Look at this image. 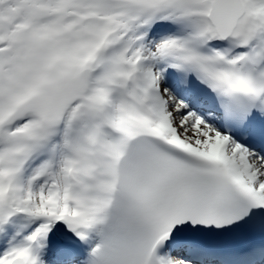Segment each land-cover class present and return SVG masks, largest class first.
Here are the masks:
<instances>
[{
	"label": "snow or ice",
	"instance_id": "obj_1",
	"mask_svg": "<svg viewBox=\"0 0 264 264\" xmlns=\"http://www.w3.org/2000/svg\"><path fill=\"white\" fill-rule=\"evenodd\" d=\"M0 264H264V0H0Z\"/></svg>",
	"mask_w": 264,
	"mask_h": 264
}]
</instances>
